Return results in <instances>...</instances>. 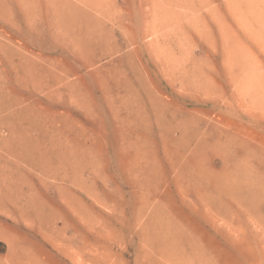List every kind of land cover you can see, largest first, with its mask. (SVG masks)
Listing matches in <instances>:
<instances>
[{
  "label": "rangeland",
  "instance_id": "374dc122",
  "mask_svg": "<svg viewBox=\"0 0 264 264\" xmlns=\"http://www.w3.org/2000/svg\"><path fill=\"white\" fill-rule=\"evenodd\" d=\"M13 262L264 264V0H0Z\"/></svg>",
  "mask_w": 264,
  "mask_h": 264
},
{
  "label": "bare ground",
  "instance_id": "6f19581e",
  "mask_svg": "<svg viewBox=\"0 0 264 264\" xmlns=\"http://www.w3.org/2000/svg\"><path fill=\"white\" fill-rule=\"evenodd\" d=\"M45 207V206H44ZM41 210V209H40ZM40 212V211H39ZM44 214H46V213H44ZM42 215V214H41ZM45 215H43V217H44ZM51 218V217H50ZM50 220V219H49ZM167 247H169L168 245H166ZM168 249V248H167ZM168 252V251H167ZM15 262V261H14ZM13 262V263H14ZM14 264H16V263H14Z\"/></svg>",
  "mask_w": 264,
  "mask_h": 264
}]
</instances>
